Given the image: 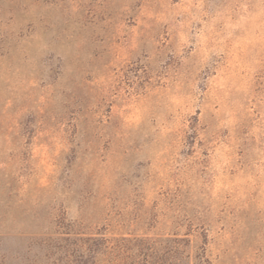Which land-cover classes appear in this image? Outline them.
I'll use <instances>...</instances> for the list:
<instances>
[{"label":"rangeland","instance_id":"obj_1","mask_svg":"<svg viewBox=\"0 0 264 264\" xmlns=\"http://www.w3.org/2000/svg\"><path fill=\"white\" fill-rule=\"evenodd\" d=\"M0 264H264V0H0Z\"/></svg>","mask_w":264,"mask_h":264}]
</instances>
